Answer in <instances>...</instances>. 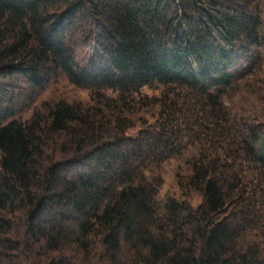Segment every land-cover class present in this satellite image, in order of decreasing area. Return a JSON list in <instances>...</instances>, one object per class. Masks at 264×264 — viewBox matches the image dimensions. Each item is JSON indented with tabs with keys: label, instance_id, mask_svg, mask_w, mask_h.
<instances>
[{
	"label": "trees",
	"instance_id": "trees-1",
	"mask_svg": "<svg viewBox=\"0 0 264 264\" xmlns=\"http://www.w3.org/2000/svg\"><path fill=\"white\" fill-rule=\"evenodd\" d=\"M0 264H264V0H0Z\"/></svg>",
	"mask_w": 264,
	"mask_h": 264
},
{
	"label": "rangeland",
	"instance_id": "rangeland-1",
	"mask_svg": "<svg viewBox=\"0 0 264 264\" xmlns=\"http://www.w3.org/2000/svg\"><path fill=\"white\" fill-rule=\"evenodd\" d=\"M149 93V91H145ZM63 99L68 102H81L83 104L88 103L89 96L86 91L75 88L69 84L63 77H59L53 81L46 90L40 95L35 104L45 101H55ZM24 116H27L25 114ZM175 170L173 164L166 165L162 168L163 185L160 189L161 196H175L180 197L179 190L175 183ZM198 201L195 199V202ZM194 202V201H193Z\"/></svg>",
	"mask_w": 264,
	"mask_h": 264
}]
</instances>
